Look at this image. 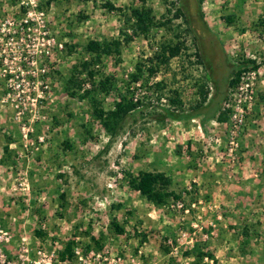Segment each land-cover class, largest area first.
<instances>
[{
  "label": "rangeland",
  "instance_id": "374dc122",
  "mask_svg": "<svg viewBox=\"0 0 264 264\" xmlns=\"http://www.w3.org/2000/svg\"><path fill=\"white\" fill-rule=\"evenodd\" d=\"M47 1L0 0V225L8 254L24 241L34 259L44 244L60 261L72 245L84 257L132 255L145 264H264V28L257 27L264 0H178L188 23L175 19L170 30L136 37L99 67L117 83L105 101L111 108L137 63L149 65L162 43L182 33L187 50L158 79L191 110L203 77L212 78L211 96L225 92V107L236 89L228 85L234 65L256 60L255 78L244 74L253 100L243 126L233 133L231 114L225 122L163 124L139 113L114 138L67 82L89 57L90 39L132 33L129 8L140 1ZM147 4L159 18L170 7ZM227 15L237 22L229 25ZM141 171L166 173L182 198L163 207L147 202L126 176ZM73 259L68 264H82Z\"/></svg>",
  "mask_w": 264,
  "mask_h": 264
},
{
  "label": "trees",
  "instance_id": "16d2710c",
  "mask_svg": "<svg viewBox=\"0 0 264 264\" xmlns=\"http://www.w3.org/2000/svg\"><path fill=\"white\" fill-rule=\"evenodd\" d=\"M58 0H48L50 6ZM139 6L129 8V25L132 33L125 30L120 38L111 39H90L86 45L89 57L80 61L74 67L73 73L67 82V86L72 96L86 101L91 107L94 116L100 121L102 127L114 138L124 129L126 122L135 115L141 113L165 124L168 120L187 122L197 117H202V121L208 122L217 118L220 122L228 119L230 111H223L221 107L224 102L225 92L222 89L211 96L210 85L212 78L210 75L203 77L196 85L197 99L196 105L188 110L182 93L165 79H158L162 71H168L174 59L182 56L187 50L186 41L182 33L175 32V38L172 41L162 43L160 49L150 59L149 65L140 61L137 63L135 71L129 75V79L124 83V91L116 97L114 105L107 108L105 105L108 99L117 89V83L114 77L106 75L100 71L99 67L103 65L104 58L107 56H121L123 46L129 44L136 37L149 38L156 29H171L175 19L185 18L186 15L182 8L177 7L178 0H165L167 13L159 18L155 10L148 6L147 0H139ZM201 4V2H200ZM104 8L110 12L115 11L112 3L106 2ZM172 15V18L169 16ZM223 19L229 24L234 25L237 22L235 15L224 16ZM258 28H264V17H261ZM198 57V64L204 65V60L200 53L195 54ZM261 65L253 59L240 60L234 65L233 76L229 81V88L239 87L242 77L246 72H258ZM147 73V75H146ZM69 148L68 143L65 144ZM6 151H9L6 148ZM128 183L132 189L137 191L147 202L163 207L169 202L180 200L182 194H178L173 189L172 179L164 172L159 171H141L138 175L132 173L126 174ZM61 199L65 202L66 195L61 194ZM113 228L118 234L124 232V227L113 223ZM36 234L42 237L41 230ZM94 240V243L100 245V240ZM87 246V249H91ZM74 246L69 245L61 253L62 258L67 255L73 256ZM216 261V258L212 257Z\"/></svg>",
  "mask_w": 264,
  "mask_h": 264
},
{
  "label": "built area",
  "instance_id": "2783aa9c",
  "mask_svg": "<svg viewBox=\"0 0 264 264\" xmlns=\"http://www.w3.org/2000/svg\"><path fill=\"white\" fill-rule=\"evenodd\" d=\"M255 72L250 74V77L254 79ZM250 85L245 83V75L242 77L241 84L237 87L233 93V97L223 107L224 111L229 110L231 112L232 125L235 128L233 133L237 129L245 124V119L248 110L252 107V90ZM244 95V100L241 97ZM231 144H235L234 141ZM10 244V237L8 232L4 231L0 225V264H68L71 263L75 256L79 258L82 264H145L141 260L140 256L128 255V257H122L117 255L114 258L103 257L100 254L91 252V256L84 257L79 248L74 249V257L70 258L67 255L60 261L59 256L55 254V251L50 253L49 249L43 244L36 249V259L31 256V251L28 243L22 242L13 255L8 254L7 246Z\"/></svg>",
  "mask_w": 264,
  "mask_h": 264
}]
</instances>
